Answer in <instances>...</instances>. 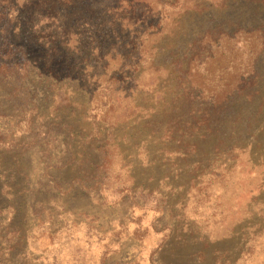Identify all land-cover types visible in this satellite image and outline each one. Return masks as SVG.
<instances>
[{
	"label": "rangeland",
	"instance_id": "obj_1",
	"mask_svg": "<svg viewBox=\"0 0 264 264\" xmlns=\"http://www.w3.org/2000/svg\"><path fill=\"white\" fill-rule=\"evenodd\" d=\"M0 63V264H264V0H0Z\"/></svg>",
	"mask_w": 264,
	"mask_h": 264
},
{
	"label": "trees",
	"instance_id": "obj_2",
	"mask_svg": "<svg viewBox=\"0 0 264 264\" xmlns=\"http://www.w3.org/2000/svg\"><path fill=\"white\" fill-rule=\"evenodd\" d=\"M237 31L241 32V31H244V30L243 29H238ZM224 35H226V34H224ZM206 36H204L203 39L208 41V37H206ZM229 37H231V36H229ZM203 39L201 41H204ZM205 43H207V42H205ZM11 67L12 66H10L9 64L0 63V74H6V73L11 72V69H12ZM183 71L189 72V69L185 68V69H183Z\"/></svg>",
	"mask_w": 264,
	"mask_h": 264
}]
</instances>
